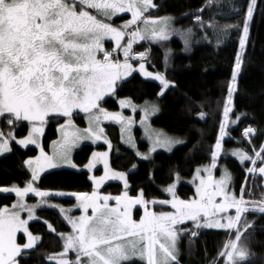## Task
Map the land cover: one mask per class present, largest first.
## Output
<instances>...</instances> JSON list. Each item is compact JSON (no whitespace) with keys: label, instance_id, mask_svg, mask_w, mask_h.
Returning <instances> with one entry per match:
<instances>
[{"label":"snow or ice","instance_id":"6c2138e0","mask_svg":"<svg viewBox=\"0 0 264 264\" xmlns=\"http://www.w3.org/2000/svg\"><path fill=\"white\" fill-rule=\"evenodd\" d=\"M256 4L257 0H250L242 22L240 50L236 55L233 84L229 88V98L224 110L225 117L231 111L232 93L241 70L244 49L248 41L249 22ZM152 8H156L152 0H0V116L7 115L9 125H15L20 120L30 122V134L28 138L20 140V144L24 146L37 144L50 114L66 117L67 124L72 126L71 117L74 109H80L84 113H91L93 109H97L98 111L90 117L96 122L103 117L131 123L130 118H125L120 113L109 114L99 105L105 96H114L124 80L133 72L139 71L145 77L158 80L164 89L170 86L161 73L147 70L144 62L147 53H139L135 57L132 55L133 44L137 39H145L137 22ZM234 11L239 14L241 9L237 7ZM125 12H130L132 19L122 26L114 27L111 19ZM197 21L201 22L200 17H197ZM165 22L166 19L144 20L146 25ZM133 26H136L134 31H127ZM239 27L240 22L226 26ZM144 31L147 32L148 29ZM125 37L126 44L122 43ZM151 37L167 39V33L163 29L157 32L153 28ZM106 38L114 41V51L105 48ZM121 50L123 62L119 59ZM101 56L102 59L99 58ZM132 59L139 61L138 68L130 62ZM120 104L136 111V106L130 101L122 100ZM144 112L146 120L149 109L145 108ZM225 126L221 125L222 135L215 145L212 168L216 167L221 140L226 134L223 131ZM64 127L61 126L62 131ZM254 131L248 128L245 135H251ZM102 134L103 129L93 130L90 127L82 133L79 131L72 133L71 138L66 135L60 143V150L53 156H48L41 147V155L36 157L35 161L29 159L25 162L32 173L26 187L5 189L15 191L18 197H23L29 192L34 193L41 198L40 204L46 203L45 198L49 197L65 198L70 195L77 199V207L82 209L83 214L78 218L65 217L71 225L72 232L60 234L63 251L50 259H55L57 264H128L137 259L146 264H178L177 235L189 231L181 227L189 221L197 230L235 228V240L229 241L225 246L226 250L220 255L225 258L224 264H238V261L246 258V251L237 244L241 240L237 224L242 214L248 211L245 207L248 202L243 199L244 188L241 189L239 199L226 191L231 180L226 169L220 181L212 180L211 169L204 170L209 172L206 179L199 176L201 170L198 169L199 184L195 198L190 200L177 197L175 184L165 190L171 195V200L149 201L143 190L136 197L129 196L127 189L130 185L126 174L109 175L107 152L93 153L94 159L87 165L88 168H93L96 163L102 161L105 167L104 176L93 177L96 190L90 194L53 193L34 186L40 181L41 174L47 170L63 165L75 168L76 165L70 156L72 147L81 139L99 140ZM0 137H3L2 132ZM156 143L168 146L172 142L157 140ZM0 150L10 151L7 139L0 142ZM262 153L264 146L256 156L261 157ZM240 160L242 163L251 160L253 165L256 164V160L246 154H240ZM256 170L253 167L248 169V172ZM258 171L264 174V167H260ZM108 179L123 181L126 190L122 196L100 194L101 184ZM216 197H222V201L216 203ZM113 200L115 207L109 204ZM40 204L29 207L21 200L13 206L14 210L0 209V264H18V257L27 258L25 250L32 249L39 238L28 230V220L20 217V211L26 210L29 220L34 219L35 208ZM149 204L170 205L172 211L159 213L150 211ZM138 205L143 206L144 215L137 222L133 219L132 211ZM233 208L236 215L225 217L226 223L216 218L217 213H226ZM60 210L70 211L62 208ZM89 210L92 212L91 216L88 215ZM258 210L264 213V204ZM18 231H23L28 237L23 245L16 241ZM191 235L197 237L198 231H192ZM70 253L75 254V260L67 258Z\"/></svg>","mask_w":264,"mask_h":264},{"label":"trees","instance_id":"16d2710c","mask_svg":"<svg viewBox=\"0 0 264 264\" xmlns=\"http://www.w3.org/2000/svg\"><path fill=\"white\" fill-rule=\"evenodd\" d=\"M249 2L250 0H158L159 7L155 13L160 16L172 15L176 26L192 29L191 47L187 51L179 48L169 62L165 50L149 41L135 44L134 49L148 54L144 61L146 67L162 73L170 86L159 97L162 85L136 71L124 80L114 96H105L100 104L106 109L115 110L119 108L121 97L135 102L158 99L160 111L153 117V124L182 136L184 142L171 151L159 150L151 158L145 159L120 141L117 124L107 122L108 132L115 143L112 165L128 172L130 195H137L143 190L147 199L165 196L163 185L172 182L178 174L190 177L198 166L209 163L213 158V147L219 140L225 118L224 110L239 50L242 22ZM237 7L241 9L239 14L234 11ZM197 17H200L201 22L197 21ZM238 22L239 28H226ZM176 44L181 46L179 42ZM112 45L107 41L106 49H111ZM131 63L136 67L139 61L131 60ZM84 115V112L76 111L71 119L84 125ZM229 115L232 122L237 123L228 129V137L223 140L225 148L240 149L243 154L256 160V153L261 152L264 146V0H257L253 13L241 70L237 76V88L233 95V110ZM8 118L7 115L0 117V129L5 132L16 130L18 135L30 133V122L20 120L15 125H9ZM66 120V117L54 114L47 118L43 136L45 148L58 137V128ZM19 123L20 127L17 128ZM249 126L255 128L256 134L247 138L243 130ZM139 134L138 131V137ZM139 146L145 150L148 143L140 139ZM106 147L105 143H86L75 151L74 158L78 163L84 164L94 150ZM38 152L37 146L21 147L13 143L12 151L0 156V185L23 186L30 181L32 174L25 162ZM260 158L255 165L251 160L242 163L238 156L230 153L219 158V162L226 165L232 173L231 187L234 192L241 197V189L244 188L243 199L248 202L245 205L248 211L242 214L240 230L247 238L250 254L238 261V264H264V213L258 210L264 204V174L258 171L264 165V153ZM253 167L257 170L248 172ZM37 186L80 192L93 189L87 170L69 167L43 173ZM123 189L122 183L116 181L103 187L104 191L115 194L122 193ZM194 191V187L186 182H182L178 188L183 198H190ZM29 199L37 202L38 197L31 195ZM58 199L67 203L75 201L74 198ZM16 200L15 194L0 192V209L11 206ZM149 207L160 210L168 209L170 205L150 204ZM140 210L138 208L137 212ZM36 214L39 218L32 220L29 226L34 233L41 235V239L34 248L25 251L27 258L18 257V262L57 264L55 259L50 258L57 257L63 251L60 234L70 233L72 228L56 207H38ZM182 226L189 230L182 238L180 258L184 264H224L225 258L220 254L225 251V242L234 231L217 228L197 230L190 221ZM192 231H198V236L193 237ZM19 238L21 241L25 240L23 234ZM67 258L76 259L74 253H70ZM130 264L142 263L135 261Z\"/></svg>","mask_w":264,"mask_h":264},{"label":"rangeland","instance_id":"374dc122","mask_svg":"<svg viewBox=\"0 0 264 264\" xmlns=\"http://www.w3.org/2000/svg\"><path fill=\"white\" fill-rule=\"evenodd\" d=\"M152 3L156 5V8L149 9L148 12L145 13V15L143 17H141V19L137 22L138 27L140 28L142 34H144V36H145V39H142V40L137 39V42L133 44V49H134L135 44L141 43L143 41H149L151 43L159 45L160 47H162L165 50L166 59L169 62L171 57H172V55L175 52H177V50H179V48H181L182 50H186V51L190 49V47H191L192 29L191 28H182V27L176 26L174 24V19H173L172 15H161L160 16L159 14L155 13L154 11L157 10L158 7H159L158 6V0H152ZM131 19H132L131 13L130 12H125V13H122V14H117L116 16H114L111 19L110 22L112 23V25L114 27H117V26L124 25L125 22H127V21H129ZM145 19H150V20L166 19V22L165 23H157V24L149 23V24L146 25L144 23ZM195 20H196V18H195ZM251 20H252V18H251ZM251 20L249 22V28H250ZM106 22H109V21H106ZM135 27L136 26H133V28L128 29L127 31H129V32L130 31H134ZM153 28L156 29L157 32H159L161 29H163L167 33V39H159V38L153 39L151 37V30ZM145 29H148V31L145 32L144 31ZM248 34H249V32H248ZM107 41H109V43L113 44L111 49H107V50L114 51V49H115L114 41L106 38L105 41H104L105 48H106V42ZM177 42H179L181 44V46H178L176 44ZM122 43H124V44L127 43V37H125V40L122 41ZM239 50H240V47H239ZM244 51H245V49H244ZM139 53H144V52L143 51L142 52H138V51H136L134 49L132 55L135 57ZM115 57H116V53L114 52V58ZM99 58L102 59V56L99 57ZM119 59H120L121 62H123L124 57H123L122 50L119 52ZM132 60H137V59H132ZM136 67L138 68V65ZM146 68L150 72H153V73L158 72V71L151 70L148 67H146ZM232 76H233V73H232ZM143 77H145V76H143ZM145 78H149V77H145ZM149 79L155 80L153 78H149ZM156 81H158V80H156ZM232 84H233V80L231 79L230 86H232ZM169 85H170V82H169ZM236 88H237V78H236L235 85H234V91L232 93V103H231V106H230L231 111L233 110V95L235 93ZM166 90L167 89H164L163 86H162V88H161V90L159 92V97H161ZM228 98H229V94H228ZM228 98H227V101H228ZM122 100L123 101H130L132 105L136 106V111L134 112L131 107H122L121 104H120V101H122ZM99 106H100V108H103L104 110H106V112L109 113V114L120 113V114H122L123 117L130 118L132 122L131 123H127V122H123L122 123V122H118L116 120L104 119L103 117L101 118V120L99 122H96L94 120H91V118H90L92 114H95L98 111L97 109H93L91 113H85V115H84L85 124L84 125H81L78 122H75L73 119H71L72 120V126L67 124V120L63 124H61L59 126V128H58V130H59L58 137L56 139H54L50 143L48 148H45V146L43 144L44 132H43V135L39 137L37 144H28L27 145V146H37L39 148V152H38L37 155L30 156V157H28L26 159V161H28L29 159H32L33 161H35V158L41 155V147L43 148L44 153H46L48 156H53L54 154H56L60 150V143L62 142V140L65 138L66 135L69 136V138H71V134L72 133L77 132V131L82 133L84 130L89 129L90 127L93 130L103 129V134L101 136V139H99V140H93V139H81V140H78L76 142L75 146L72 147L71 152H70L71 160L76 165V167L74 169H78V170L79 169H84V170L88 171L90 179H91V181L93 183V189L91 191H89V192H80V191H71V190L44 189V188L39 187L41 190H46V191L53 192V193H55V192H64V193H69V194H71V193H89V194L92 193L94 190H96L93 177L100 178V177L104 176V174H105V167H104V164H103L102 161L99 162V163H96L95 167H93V168H88L87 167V165H89L92 162V160L94 159L93 153H104V152H107L108 153V163H109V168H108L109 175H113L114 173H124V174H126L127 179H128V172L127 171L117 169V168H115L112 165L111 157H112V153H113V150H114V147H115V143L112 140V137L110 136V134L108 132L107 124H106L107 122L117 124L119 126V131H120V141L122 143H124L125 145L131 147L133 150H135L136 153H139L140 156H143V157L151 158L153 156V154L155 152L159 151V150L171 151L177 145H179V144L184 142V138L182 136H179V135H177L175 133L169 132V131H167V130H165V129H163L161 127H158V126L153 124V122H152L153 117L155 115H157L159 113V111H160V103H159L158 99H149V100H145V101L135 102V101H133L130 98L121 97L119 99V108L118 109L109 110V109H106V108L102 107L101 104ZM145 108L149 109V114H148L146 120H144V116H145L144 109ZM76 111H82V110L74 109L73 113H75ZM230 112L228 113L227 117L224 118V121H223V124L226 125L224 127L223 131L226 134L223 135V139L221 140V149H220L219 154H218L217 159H216V167L215 168L211 167L212 164H213V158H212L209 163H206V164L198 166L197 169L195 170L194 174H192L190 177H185V176L180 175V174L176 175L175 179L172 182L162 186V190L165 193V196H157V197H154L152 199H148L149 201H152V200H157V201H159V200H171L172 199L171 195L168 194L165 190L169 186H171L173 184H175L176 195H177V197L179 199L190 200V199L195 198L196 189H197V186L199 184V178L197 177V170L198 169L201 170L200 173H199V176L200 177H204L205 179L208 177L209 172L208 171H204V170L205 169H211L210 174H211V177H212L213 181H220L221 178L224 176L225 169H226L227 173L231 177L230 183L228 184L226 191L229 193V195L234 194L236 196V198L239 199V197L236 195V193L234 192L233 188L231 187V182H232V173H231V171L229 170V168L226 165L221 164L219 162V158L221 156H223V155L228 154V153L236 155L239 158H240V154H243L241 151H239L240 149H234V148L233 149H227V148H225V146L223 144V140L228 137V129H229V127L234 126L237 123L236 121L232 122L233 120L230 118V115H229ZM142 120H144L143 123H142ZM23 121L24 120H22V122ZM26 122H28V121H26ZM20 124L21 123H19V125H17V128L20 127ZM62 125L65 126L63 131L61 130V126ZM44 130H45V128H44ZM137 130L140 132L139 137L137 135V132H138ZM0 132L3 133V137H0V142H2L3 140L7 139L8 142H9L10 151H12V149H13V143H16L17 145H19L21 147H27V146H24V145L20 144L19 141L22 140V139L28 138L30 133H28L26 135H18L16 133V130H11V131H6L5 132L2 129H0ZM221 135H222V130L220 132L219 139L221 138ZM140 139L141 140H145L148 143L147 149L143 150V149L140 148V146H139V140ZM157 140H160V141L168 140V141H171L172 143L170 145H168V146H160L159 144L156 143ZM86 143H91V144L105 143L107 147L105 149H103V150H98V149L94 150L93 153L91 154L89 160L86 163H84V164H80V163H78L75 160L74 154H75V151H77L82 145H84ZM109 143L111 145L110 148H109ZM213 148H214L213 152L216 151L215 146ZM153 149H155V150L153 151ZM10 151L4 152L3 150H0V156H2L4 154H7ZM213 152H212V156H213ZM260 159H261L260 157H257L256 158V162L259 161ZM62 167H68V166L67 165H63ZM62 167H59V168H62ZM50 170H52V169H50ZM30 171H31V169H30ZM47 171H49V170H47ZM112 181H116V182L122 183L123 188H124L122 193L115 194V193L106 192V191L103 190V187L107 183L112 182ZM182 182L189 183L190 185H192L194 187V189H195L194 194L190 198H183L179 194L178 188H179V186H180V184ZM128 183H129V179H128ZM34 186H37V185H34ZM25 187H26V184L23 185V186L22 185H18V184L0 185V192H2V193H13V194H15L17 196L15 191H5V189H13V188L24 189ZM125 190L126 189L124 187L123 181H121L119 179H108V180L104 181L101 184L100 188H99V192H100L101 195H110V196H113V197L122 196ZM127 191H128L129 196H132V197L138 196L140 194V192H141L140 191L137 195H130L129 188L127 189ZM31 195L36 196L34 193H31V192L27 193L23 197H18L17 196V200L11 206H5V207H3L1 209L7 208L9 211L14 210L13 206L17 205L18 202H20L21 200L23 201L24 204L28 205L29 207L36 206V205L40 204L41 198L37 196L38 200H37V202H34L31 199H29V197ZM65 198H74V197L69 195V196H67ZM74 199H75V201L67 203L65 201H62L61 199H58L57 197L45 198L46 203L40 204L39 207H41V206H43V207H53V206H55L62 213V215L64 217L71 216L73 218H78V217H80L83 214V212H82V209L77 207V205H78L77 199L76 198H74ZM221 201H222V197H216V203H220ZM109 204H110L111 207H115L116 206L114 200L110 201ZM36 208H38V207H36ZM36 208H35V211H34V214H33L35 218L31 219V220H29L28 212L26 210L20 211L19 209H15L17 211H20V217L22 219L28 220V224H27L28 230L34 236L39 238L36 241L34 247L38 244V242L41 239V235L34 233L30 229V226H29V224H30V222L32 220H35V219L39 218L37 216V214H36ZM61 208L65 209V210H70V211L62 212L60 210ZM138 208L141 209L139 212H137ZM149 210L150 211H155L157 213H159V212H171L172 208L170 206V208H168V209L155 210V209H152V208L149 207ZM88 215H90V216L92 215L91 210H89ZM143 215H144L143 206H139L138 205L132 211L133 219L135 221H137V222L141 219V217ZM235 215H236V212H235V209L233 208V209H229L226 213H217L216 218L217 219H221L222 223H226L227 221H226V219H224L225 217H227V216L235 217ZM241 219H242V216H241ZM241 219H240V221L237 224V227L239 228V230H240V225H241V223H240ZM181 227L183 228V226H181ZM229 230H231L232 232L234 231V232H233L232 236L229 235V238L226 240L225 246L229 243V241H234L235 240L236 229L234 228V229H229ZM240 233H241V240L238 241L237 244H238V247L241 248V247H244V245L248 244V242H247L246 236L244 234H242L241 230H240ZM20 234H23L25 236V240L24 241L20 240V238H19ZM65 234H68V233H65ZM183 236H184V233H178L177 239H176V253H177L178 264H184L183 261H181V258H180L181 257V253H182V238H183ZM27 239H28V237L23 231H18L16 233V241H17V243L23 245V244H25L27 242ZM134 239H138V238H134ZM225 246H224V250H226ZM135 261L140 262L142 264H146V262H142V261H140L138 259L134 260L132 262H135ZM132 262H128V264H130ZM18 264H19V262H18Z\"/></svg>","mask_w":264,"mask_h":264},{"label":"crops","instance_id":"0c3cea01","mask_svg":"<svg viewBox=\"0 0 264 264\" xmlns=\"http://www.w3.org/2000/svg\"><path fill=\"white\" fill-rule=\"evenodd\" d=\"M134 50V49H133ZM262 167H264V165L262 166ZM239 197V196H238ZM240 198V197H239ZM227 230V229H226ZM226 243V242H225ZM241 248H243L245 251H246V253H247V256L250 254V247H249V245L248 244H246V245H244V247H241ZM246 256V257H247Z\"/></svg>","mask_w":264,"mask_h":264},{"label":"built area","instance_id":"2783aa9c","mask_svg":"<svg viewBox=\"0 0 264 264\" xmlns=\"http://www.w3.org/2000/svg\"><path fill=\"white\" fill-rule=\"evenodd\" d=\"M248 128H252L255 130V128L253 126H249V127H246L244 130H243V133L245 135V130L248 129ZM256 134V130L251 134V135H245L247 138H250L251 136L255 135ZM263 199H264V196H263Z\"/></svg>","mask_w":264,"mask_h":264}]
</instances>
